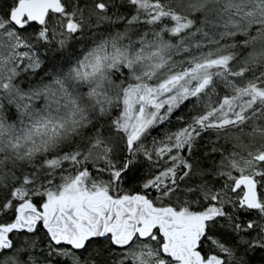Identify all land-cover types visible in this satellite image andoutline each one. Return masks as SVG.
<instances>
[{"label":"snow or ice","instance_id":"1","mask_svg":"<svg viewBox=\"0 0 264 264\" xmlns=\"http://www.w3.org/2000/svg\"><path fill=\"white\" fill-rule=\"evenodd\" d=\"M0 264H264V0H0Z\"/></svg>","mask_w":264,"mask_h":264}]
</instances>
